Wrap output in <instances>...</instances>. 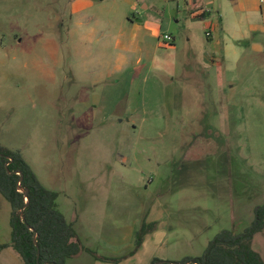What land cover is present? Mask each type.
Instances as JSON below:
<instances>
[{"label":"rangeland","instance_id":"rangeland-1","mask_svg":"<svg viewBox=\"0 0 264 264\" xmlns=\"http://www.w3.org/2000/svg\"><path fill=\"white\" fill-rule=\"evenodd\" d=\"M72 1L0 0V146L59 193L95 255L67 264L141 251L181 264L250 226L264 204V1L93 0L82 16ZM152 223L144 241L166 239L137 250ZM252 248L264 261V231Z\"/></svg>","mask_w":264,"mask_h":264},{"label":"trees","instance_id":"trees-1","mask_svg":"<svg viewBox=\"0 0 264 264\" xmlns=\"http://www.w3.org/2000/svg\"><path fill=\"white\" fill-rule=\"evenodd\" d=\"M203 16L199 17L200 20H204ZM21 176V187L28 190V206L25 194L19 191ZM0 196L11 206V240L1 248H12L24 264H67L69 259L85 252L93 254L81 242L74 225L59 210V193L49 190L40 182L21 152L2 146ZM22 209L25 222L20 215ZM155 229V223L144 224L137 234V250L142 247L145 236ZM263 231L264 204L255 209L253 222L242 232H221L209 243L202 256L186 258L181 264H264L261 256L252 248L254 237ZM36 236L37 245L34 242ZM103 259V262H117L112 258ZM160 261L154 259L152 264Z\"/></svg>","mask_w":264,"mask_h":264},{"label":"crops","instance_id":"crops-1","mask_svg":"<svg viewBox=\"0 0 264 264\" xmlns=\"http://www.w3.org/2000/svg\"><path fill=\"white\" fill-rule=\"evenodd\" d=\"M101 1H105V0H101ZM183 1H187V0H183ZM263 1L264 0H261V2H260L261 3L260 8H263L262 7ZM135 3H137V0L131 1V5L135 4ZM213 4L214 3H211V7ZM92 5H93V0H73L71 3V11L73 12L72 14H75L77 16H82L79 14H81L84 10L91 7ZM139 6L142 7V9L144 11L145 10L148 11L149 9L156 7V4L155 3H153V4H150V3L142 4V3H140ZM131 7L135 8L136 4H135V6L132 5ZM197 7H199V6H197ZM201 9L202 8L199 7L198 9L191 10L192 17L196 18V19H200L199 17L204 15L203 16L204 20H201L204 24V28H205L206 32L208 30H211L212 35H213V29L210 27L211 22L209 21L210 20V12H208L207 10H201ZM78 24L81 25V23H78ZM147 28L148 27L145 25V23H142L141 19L136 20V22H131V48H134V47L136 48V46H138L142 50L146 46V45H144L142 48V44H144L146 41H148V39H152L151 38L152 36H149ZM145 32L148 35L146 36V39L144 40V38L141 39V35ZM10 217H11V206L5 199H3L0 196V263L1 264H16L15 263L16 259H15L14 255L12 253L6 254V252L8 250H12V248H5V249L1 248L3 245L9 243L11 240ZM65 217H66V215H65ZM67 220L69 221L68 218H67ZM70 223H72L75 227L76 224H74L73 222H70ZM166 237H167L166 233L157 231L153 235H150L148 237L149 240L147 239L144 241L142 248L144 249V248H146V246L162 244L161 242L163 241L164 238L166 239ZM152 241H153V243H152ZM142 254H144V255L141 256ZM146 255H148L147 258H146ZM155 255L156 254H152L150 252L146 253L145 251H141L138 254L134 255L131 258V261L135 262L133 264H149L150 261L153 258H155ZM142 257H143V259H142ZM95 264H111V263H104L101 261H95Z\"/></svg>","mask_w":264,"mask_h":264},{"label":"water","instance_id":"water-1","mask_svg":"<svg viewBox=\"0 0 264 264\" xmlns=\"http://www.w3.org/2000/svg\"><path fill=\"white\" fill-rule=\"evenodd\" d=\"M8 165H9V164H7V167H8ZM19 175H20V174H19ZM21 180H22V176H21V179H20V182H19V191L25 194L26 201H27V205H26V206H28V204H29L28 190H26V189H24V188L21 187ZM20 215H21L22 220L25 222L24 209L21 210ZM32 231H33V229H32ZM34 242H35V244L37 245V236L34 238ZM37 247H38V246H37ZM166 262H167V261H160V262H158V263H156V264H165ZM170 264H178V263L170 262Z\"/></svg>","mask_w":264,"mask_h":264},{"label":"built area","instance_id":"built-area-1","mask_svg":"<svg viewBox=\"0 0 264 264\" xmlns=\"http://www.w3.org/2000/svg\"><path fill=\"white\" fill-rule=\"evenodd\" d=\"M206 35L209 38L212 37L211 30H208L206 32ZM161 39H162L163 43L166 44L167 46H172L174 41H175L174 38L171 35H164Z\"/></svg>","mask_w":264,"mask_h":264}]
</instances>
